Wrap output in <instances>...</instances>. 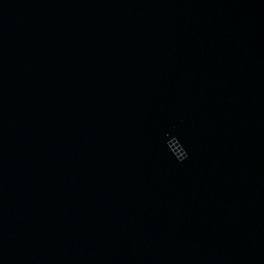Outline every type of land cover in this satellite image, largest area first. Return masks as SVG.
Returning a JSON list of instances; mask_svg holds the SVG:
<instances>
[{
	"label": "water",
	"instance_id": "obj_1",
	"mask_svg": "<svg viewBox=\"0 0 264 264\" xmlns=\"http://www.w3.org/2000/svg\"><path fill=\"white\" fill-rule=\"evenodd\" d=\"M0 264H264V0H0Z\"/></svg>",
	"mask_w": 264,
	"mask_h": 264
}]
</instances>
